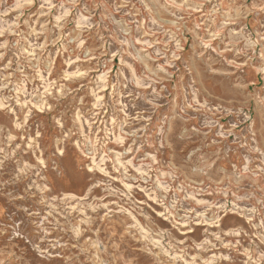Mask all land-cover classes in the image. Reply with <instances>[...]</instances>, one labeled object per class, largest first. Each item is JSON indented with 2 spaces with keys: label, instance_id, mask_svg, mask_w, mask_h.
<instances>
[{
  "label": "rangeland",
  "instance_id": "obj_1",
  "mask_svg": "<svg viewBox=\"0 0 264 264\" xmlns=\"http://www.w3.org/2000/svg\"><path fill=\"white\" fill-rule=\"evenodd\" d=\"M0 264H264V0H0Z\"/></svg>",
  "mask_w": 264,
  "mask_h": 264
},
{
  "label": "bare ground",
  "instance_id": "obj_2",
  "mask_svg": "<svg viewBox=\"0 0 264 264\" xmlns=\"http://www.w3.org/2000/svg\"><path fill=\"white\" fill-rule=\"evenodd\" d=\"M105 77V76H104ZM93 159V158H92ZM95 162V161H94Z\"/></svg>",
  "mask_w": 264,
  "mask_h": 264
}]
</instances>
